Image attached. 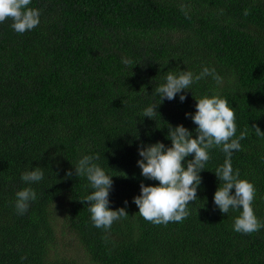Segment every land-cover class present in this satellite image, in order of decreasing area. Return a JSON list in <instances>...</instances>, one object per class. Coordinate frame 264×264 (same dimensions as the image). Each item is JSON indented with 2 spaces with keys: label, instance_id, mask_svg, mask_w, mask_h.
Returning a JSON list of instances; mask_svg holds the SVG:
<instances>
[{
  "label": "trees",
  "instance_id": "1",
  "mask_svg": "<svg viewBox=\"0 0 264 264\" xmlns=\"http://www.w3.org/2000/svg\"><path fill=\"white\" fill-rule=\"evenodd\" d=\"M29 7L40 11L34 29L18 34L10 19L0 23V264H80L61 249L70 235L91 264H264V228L237 233L242 209L223 215L214 204L215 171L226 158L220 148L210 150L182 222L155 225L133 203L141 183L158 186L141 175L140 146L170 147L168 125L195 138L186 113L217 95L235 111L236 137L248 129L231 164L254 185L252 208L264 223V137L251 128L264 132V0H31ZM204 67L222 82L205 77L160 104L155 89L169 72L195 76ZM151 105L153 120L143 116ZM86 155H99L94 163L113 179L109 209L128 214L107 231L81 203L94 191L89 181L66 176ZM36 167L41 181L21 180ZM29 187L37 198L20 215L16 193Z\"/></svg>",
  "mask_w": 264,
  "mask_h": 264
},
{
  "label": "clouds",
  "instance_id": "2",
  "mask_svg": "<svg viewBox=\"0 0 264 264\" xmlns=\"http://www.w3.org/2000/svg\"><path fill=\"white\" fill-rule=\"evenodd\" d=\"M31 0H0V23L11 20L12 29L18 34H23L37 27L40 23V11L29 7ZM245 10L244 15H249ZM125 65L132 64L130 59L122 58ZM211 76L218 84L222 77L216 74L215 69L204 67L199 75L188 71H181L178 75L169 72L166 83L155 89V94L164 100L172 101L177 94L187 91L194 82ZM184 102L185 95L179 96ZM196 101L195 114L186 113L197 126L195 138L193 133L183 125L172 127L168 125L167 139L171 146L166 147L157 142L152 145H141L137 161L141 175L146 180L157 181L158 186H145L140 184V195L133 199L139 209V215L146 221L155 225L169 222H182L189 215L188 205L195 202L197 190L202 182L200 173L204 171L205 164L210 160L211 149L220 148L225 154L223 165L219 166L215 175L220 182L214 194V204L221 214L226 215L230 209H242L235 219L233 229L237 233L252 234L264 228V223L254 214L252 203L255 198V187L247 180L239 179V170L234 172L231 157L233 151L241 150L240 141L248 135L245 128L236 137L235 111L228 106L226 99L217 95L204 96ZM159 104V106H160ZM157 106L151 105L143 111V116L152 119L157 114ZM153 120V119H152ZM256 136L264 137V132L253 124ZM194 157L186 160L187 157ZM99 155L84 156L73 170L66 172L67 177H86L94 191L87 195L81 203L88 205L93 226L109 230L113 222L128 216L125 208L115 211L109 209V195L113 186V179L96 163ZM44 178L41 168L25 172L21 180L25 183L39 182ZM222 182V184H221ZM233 189L235 194H231ZM37 198L32 188H24L16 193L15 208L18 214L27 212L31 201ZM125 201V205H127Z\"/></svg>",
  "mask_w": 264,
  "mask_h": 264
},
{
  "label": "rangeland",
  "instance_id": "3",
  "mask_svg": "<svg viewBox=\"0 0 264 264\" xmlns=\"http://www.w3.org/2000/svg\"><path fill=\"white\" fill-rule=\"evenodd\" d=\"M71 239V240H70ZM70 239L68 237L63 238L61 249L65 254L74 255L79 258L80 264H91L87 261L85 257H83V253L80 251L79 245L77 244L73 235H70Z\"/></svg>",
  "mask_w": 264,
  "mask_h": 264
}]
</instances>
